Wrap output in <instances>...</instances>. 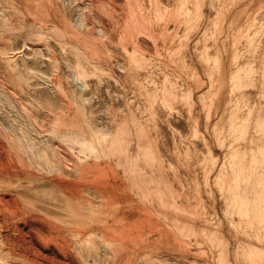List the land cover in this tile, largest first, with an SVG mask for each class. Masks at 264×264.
Listing matches in <instances>:
<instances>
[{"label":"rangeland","instance_id":"rangeland-1","mask_svg":"<svg viewBox=\"0 0 264 264\" xmlns=\"http://www.w3.org/2000/svg\"><path fill=\"white\" fill-rule=\"evenodd\" d=\"M0 264H264V0H0Z\"/></svg>","mask_w":264,"mask_h":264}]
</instances>
